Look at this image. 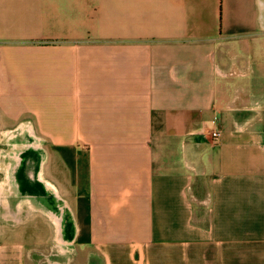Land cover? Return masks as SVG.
Returning a JSON list of instances; mask_svg holds the SVG:
<instances>
[{
	"label": "crops",
	"instance_id": "obj_1",
	"mask_svg": "<svg viewBox=\"0 0 264 264\" xmlns=\"http://www.w3.org/2000/svg\"><path fill=\"white\" fill-rule=\"evenodd\" d=\"M44 263L264 264V0H0V264Z\"/></svg>",
	"mask_w": 264,
	"mask_h": 264
},
{
	"label": "rangeland",
	"instance_id": "obj_2",
	"mask_svg": "<svg viewBox=\"0 0 264 264\" xmlns=\"http://www.w3.org/2000/svg\"><path fill=\"white\" fill-rule=\"evenodd\" d=\"M56 235H57V233H56ZM59 238H56V239H54L55 240V242L58 240ZM56 244V243H55ZM53 246V245H52ZM55 246H57V247H55ZM51 254H52V256H51V258H65V252H64V249H61L60 247H59V245L57 244V245H54V247H52V249H51ZM44 264H46V263H44Z\"/></svg>",
	"mask_w": 264,
	"mask_h": 264
},
{
	"label": "built area",
	"instance_id": "obj_3",
	"mask_svg": "<svg viewBox=\"0 0 264 264\" xmlns=\"http://www.w3.org/2000/svg\"><path fill=\"white\" fill-rule=\"evenodd\" d=\"M210 136H211L212 139L217 140L218 136H219V133L217 131L216 132H211Z\"/></svg>",
	"mask_w": 264,
	"mask_h": 264
}]
</instances>
